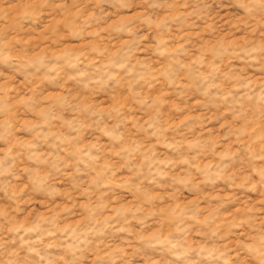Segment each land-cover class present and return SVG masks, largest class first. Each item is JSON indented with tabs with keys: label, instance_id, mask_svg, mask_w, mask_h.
Segmentation results:
<instances>
[{
	"label": "clouds",
	"instance_id": "obj_1",
	"mask_svg": "<svg viewBox=\"0 0 264 264\" xmlns=\"http://www.w3.org/2000/svg\"><path fill=\"white\" fill-rule=\"evenodd\" d=\"M153 2L80 0L81 6L74 7V0H17L19 10L14 19H9L12 0H0V193L8 211L7 216H0V249L17 244L26 253H33L38 247L59 245L73 258L90 253L93 264H117L127 253L106 244L104 238L121 231L132 235L136 230L131 225L135 223L139 225L134 236L138 244L166 246L175 250L177 259L196 251L212 264H232L241 254H246L253 264H264V218L260 216L264 209L250 208L244 215L230 218L229 213L236 206L221 205L224 212L216 209L203 215L196 204L174 207L172 214L162 217L144 195L148 189L156 191L157 182L175 194L191 187L186 178L204 179L197 162L208 148L203 131H196L204 128L203 121L181 116L174 122L153 101L156 93L145 95L154 78L145 72L147 61L165 57L162 63L167 68L159 75L169 86H175L172 99L179 98L181 103L186 102L175 95L177 92L194 100L204 99L211 107L225 103L227 110L244 95L232 99L237 87L259 96L264 88L257 91L243 73L248 68H264V0H228L222 6L231 11L227 19L220 17L223 24L210 15L206 0H193L195 8L186 12L179 9L185 8L188 0H174L178 5L174 15L159 9L147 11L153 8ZM141 11L145 14L136 16ZM164 15H171V19L162 25L156 18ZM130 16L136 18L111 26L114 18ZM173 27L183 35H170ZM197 29L210 35L200 36L194 44L185 39ZM228 35L232 42L224 39ZM33 38L57 49L71 44L86 46L71 55L46 56L39 53L38 44L30 43ZM172 40L183 43L172 47ZM113 43L120 46L105 47ZM193 48V58L186 61ZM209 48L211 55H207ZM145 50L148 55L141 56L139 53ZM235 60L244 63H232ZM61 69L65 70L63 76ZM241 77L243 83L239 82ZM67 79L72 80L79 96L65 92L55 103L43 101L41 82L47 81L46 91H59ZM85 96L90 99L84 101ZM129 106L139 109L145 119L134 120L136 114L129 111ZM242 111L243 108H236L229 119H235ZM258 119H251V126L244 131L237 127L231 135L248 158L242 156L238 160L239 166L246 169L243 175H256V182L264 185V177L256 172L260 166L257 162L264 161V129ZM244 120H249V116H244ZM228 136L229 132H225V138ZM245 136L247 139H243ZM157 145H162V149L158 151ZM165 151L171 154L165 155ZM229 163L217 165L218 170L210 179H220ZM36 172L44 176L41 183L34 179ZM61 179L67 182L58 183ZM122 184L129 185L132 191H123ZM67 191L71 198L64 195ZM187 194L191 196L190 191ZM119 195L136 202L130 208H113L109 216L110 202ZM30 200L46 202L50 214L28 217L33 206L28 203ZM57 204L66 205L67 211L55 208ZM4 207L0 204V208ZM77 213L84 216L81 225L62 226V221ZM17 216L26 218L19 230ZM153 217L169 223L163 238L144 231ZM222 228L227 229L223 235ZM233 230L243 237L236 239L233 247L216 243ZM192 231L205 237L204 245L192 248L188 242ZM37 255L43 259L42 254Z\"/></svg>",
	"mask_w": 264,
	"mask_h": 264
},
{
	"label": "rangeland",
	"instance_id": "obj_2",
	"mask_svg": "<svg viewBox=\"0 0 264 264\" xmlns=\"http://www.w3.org/2000/svg\"><path fill=\"white\" fill-rule=\"evenodd\" d=\"M184 0H179V3H183ZM228 0H206V3L210 6L208 11L210 15L216 17L217 20H220V17L227 19L228 13L231 11L230 8L224 7L222 5L227 4ZM12 8L9 12V19H14L16 13L19 10L20 5L17 3V0H12ZM80 0H74V7H80ZM193 0H188V4L185 8L179 9V11L186 12L188 9L195 8ZM178 5L174 0H154L153 8L148 9L147 11H153L159 9L161 12L166 14L174 15ZM87 11V8L83 9ZM79 14V13H78ZM145 12L141 11L136 13V16H142ZM135 16L130 17H118L112 20V27H118L122 24H126L128 20L135 19ZM157 22L164 24L165 21L171 19V15L158 16ZM146 23L151 24V21H146ZM220 23L223 24L224 21L220 20ZM201 27L203 25L201 24ZM227 28V25H225ZM170 35L179 37L183 35L181 32H177L176 28L173 27ZM209 32L204 31L200 32L198 29L191 37H185V39H190L194 44L200 36L208 37ZM224 39L228 42H232V37L230 35L225 36ZM183 43V41L172 40L170 44L172 47H175L177 43ZM30 43L39 45V53L41 55H51V56H63L71 55L78 51V49L85 47L86 45L81 43L79 45L71 44L65 45L63 48L57 49L56 47H50L45 41H41L33 38ZM126 43V42H124ZM212 43H215L213 41ZM120 45L113 43L111 45H105V47H110L115 49ZM192 45H187L186 47H191ZM212 49L209 48L207 55H211ZM196 52V48H193L192 52L187 54L185 58L186 61L188 58H193V54ZM141 56H147V50L139 53ZM205 57H201L204 59ZM165 57H160L159 59H149L147 61V67L145 72L152 73L154 78L150 81V87L147 88L145 95H150L156 93L152 96L153 101L160 106L161 112L165 116H170L174 122H178L179 118L183 116L186 119L191 117H198L200 121L204 122L203 129H196V131H203L204 137L208 140V148L204 155H201L198 158L197 169H202L205 178L200 179L199 176L193 178H186L185 182L190 184L191 187L187 190L191 192V196L187 194V191L181 189L178 193H173L169 191L162 182H157V190L152 191L148 189L145 191L144 195L153 203L154 209L158 210L159 216H166L172 214V209L176 207H191L193 205L199 204L203 215H207L209 212H213L218 209L219 212H224V208L220 207L224 205L225 207L232 208L235 207L233 213H229V217L232 215L242 216L247 213L248 209L255 211L256 209H264V185L257 183L258 177L256 175L249 178L243 173L246 171L245 168L239 166L238 160L239 157L244 156L245 160L248 158L245 156V152L242 150V146L238 143H235V137L231 135V132L234 131L237 127L241 131L250 127V120L258 117V123L261 129H264V91H261L259 96L252 95L248 92V89L243 87H237L233 90L232 99L244 94L241 97V100H236L235 105H233L231 110L228 109V105L225 103L217 104L215 107H211L205 103L204 99H193L190 95H184L182 93H175L178 97H182L183 101L186 103H181V99H172L174 96L173 88L175 86H169L164 78L159 75V73L164 72L167 68V65L162 63ZM234 64H243V61L235 60L232 61ZM64 69L60 70V75H64ZM243 76H246L248 80L252 81V87L259 91L261 88H264V68L254 71L251 68H248L244 71ZM60 77H57L59 79ZM240 83H243V77L239 80ZM73 82L71 79L65 80L64 84L61 85L59 91H46L47 81H43L40 84L41 95L43 96L44 102L55 103L59 101L65 92H75L77 96L80 95V92L77 91L72 86ZM123 87V85H121ZM84 101H88L90 98L85 96ZM93 99L94 102V98ZM124 103H127V97L123 98ZM124 106L123 104L121 105ZM171 108L172 111L169 112L168 109ZM205 109L201 111V109ZM236 108H243V111L240 115H237L235 119H229V117L235 115ZM129 111L135 113L133 117L134 120L143 121L145 116L140 114L139 109L129 106ZM248 115L249 120H244V116ZM225 132H229V136L225 138ZM107 139V138H104ZM247 139V137H243ZM250 143V141H249ZM162 145H157L158 151L162 149ZM246 147V145H245ZM255 146H253V149ZM165 155H170L168 151L164 152ZM255 155V152H252ZM39 156V153H38ZM221 157H224L221 160ZM231 162L229 163V161ZM224 163H229V167L221 173L220 179L211 178L212 173L217 169V165H222ZM258 166L256 172L259 176L264 177V161L257 162ZM180 167H183L182 165ZM180 167L176 170L180 171ZM122 171V169H119ZM234 178V179H233ZM34 179L36 182L41 183L44 180V176L40 172L34 174ZM193 180H200L199 183H193ZM67 181L61 179L58 181L60 184H64ZM228 185H231L230 187ZM120 188L125 192L132 191L131 187L127 184H122ZM139 191V190H137ZM65 196L71 198V192L67 191L64 194ZM82 201L81 197L77 198ZM135 199H129L127 196L119 195L114 197L110 202L111 207L107 210L108 215H111L112 209L122 207L130 208L135 203ZM29 204L33 206L28 211V217H31L34 214H39L41 217H45L50 214V208L44 201L33 202L28 201ZM0 204H4V208H0V216H7V206L6 201L3 199V194L0 193ZM55 208L63 207L64 211H67L66 205L57 204ZM80 207H84V203H80ZM207 210V211H204ZM260 216L264 218V211L260 212ZM26 219V218H25ZM25 219H21L19 216L16 218L17 230L22 228L25 224ZM84 222V216L80 213H77L71 217L66 222L62 221V226L71 227L73 224L81 225ZM149 227L144 229L146 232H155L159 234L162 238L167 234L169 223L167 220L153 219L148 221ZM131 227L138 231L139 225L133 223ZM226 228L221 229V235L226 231ZM136 231L132 235H129L126 232L121 231L113 236H106L104 238L105 243L109 244L112 247H119L126 251V255L122 260H118L117 264H212V262L204 260L197 255L196 251H190L189 254L181 259H177L174 255L175 250H170L166 246H156V247H144L136 242L134 236ZM243 237L239 232L233 230L232 233L226 238L217 241L216 243L219 246L227 245L228 247H233L236 239H242ZM5 240L8 239V236L4 237ZM188 242L191 244L193 249H196L198 246L205 244V237L197 231L190 232L188 236ZM210 243V242H209ZM15 249V251H13ZM0 252L3 254L0 255V264H93L94 257L90 253H84L80 258H73L67 249L60 247L59 245L48 247H38L37 252L43 255V259H39L37 252L26 253L24 247H18L17 244H7L5 249H0ZM253 264V261L250 258H246V254H241L240 257H237L232 261V264Z\"/></svg>",
	"mask_w": 264,
	"mask_h": 264
}]
</instances>
